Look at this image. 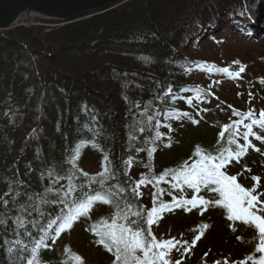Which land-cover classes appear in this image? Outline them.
<instances>
[{
    "label": "trees",
    "instance_id": "16d2710c",
    "mask_svg": "<svg viewBox=\"0 0 264 264\" xmlns=\"http://www.w3.org/2000/svg\"><path fill=\"white\" fill-rule=\"evenodd\" d=\"M263 7L264 0H122L72 21L37 17L0 30V264H28L42 237L40 264H76L67 249L83 264H113L91 226L110 223L114 205L145 211L154 195L156 207L174 205L173 197L219 199L210 188H173L170 173L157 180L198 160L197 146L235 153L232 127L220 137L224 126L241 120L235 112L264 111V52L233 43L251 41V15ZM248 123L234 137L240 145ZM253 132L264 137L258 125ZM248 139L253 147L221 170L264 201V139ZM105 167L110 178L101 183ZM143 177L151 183L136 188ZM98 193H111L112 203L95 202L59 230L74 202ZM203 208L172 207L152 225L157 240L175 238L165 257L171 264L259 259L253 225L228 220L214 203Z\"/></svg>",
    "mask_w": 264,
    "mask_h": 264
},
{
    "label": "snow or ice",
    "instance_id": "6c2138e0",
    "mask_svg": "<svg viewBox=\"0 0 264 264\" xmlns=\"http://www.w3.org/2000/svg\"><path fill=\"white\" fill-rule=\"evenodd\" d=\"M238 63V62H237ZM220 71L227 73L230 77L239 76V72L232 73L228 69H220ZM244 68L241 66L240 72H243ZM264 83V81H261ZM169 91H171L169 89ZM199 91V90H197ZM191 103V101H189ZM237 116L241 117L240 121L233 122L231 126H224L223 131L220 132V137L223 139L226 132L229 131V127H232L233 131L229 134L227 143L228 145L236 144L237 151L233 153L229 148H220L218 155H212L211 153L204 154L203 150L197 146L195 149V155L199 157L192 163L187 161L177 169H168L163 175H161L157 183L164 179L165 175L169 173L172 179L176 181L172 185L173 188L183 190L182 185H187L188 188L194 189L197 193L201 190V187L210 188L212 192L218 193L219 199L214 202L200 199H176L173 197L174 205H168L163 202L159 207L155 206V195L153 197L154 206L150 210L141 211L139 209L133 211L130 206L125 205L121 208L119 204L114 205L116 211L111 218V222L107 219H102L99 224L91 226V231L98 237L97 243L103 245V247L111 252L115 260L113 264H171L170 260L166 259V255L169 254L171 248L175 247L173 239L169 240H157L155 235L151 231V227L156 223L157 219L161 218L160 214L166 210H171L172 207L180 208L191 205L197 207L203 205L204 210H207V206L210 203H214L216 206H221L227 212V218L230 221H242L246 225L250 224L258 230L259 246L255 249L256 252L261 253L259 259H255L249 256L248 259L253 261V264H264V215L258 214L264 212V201L259 200L258 195H253L255 187L252 189H246L237 182L236 176H230L221 169L225 167L226 163L231 159L238 158L246 154L248 147H253L249 141V136H255L257 140L264 139L261 135L253 132V125H258L261 130H264V119L257 120L252 111L248 113L235 112ZM181 115H188L183 113ZM261 117H264V112L260 113ZM244 119H249L250 123L244 124L246 129L242 133V138L247 141V145H240L234 138L238 135L239 125L242 124ZM198 123V121H193ZM160 133L157 132V138L160 137ZM84 145L81 144L76 149V157L73 158L72 163L75 165V160L78 159L80 149ZM95 147V145H93ZM170 146V145H168ZM155 148L149 150V156ZM259 151V149H256ZM107 161V157H105ZM131 163V161H129ZM109 169L105 167L104 172L100 175L103 177L101 183L104 180L109 179ZM87 176V173H84ZM254 180L259 183L258 177H253ZM151 183L147 177H143L136 188L140 184ZM211 186V187H210ZM136 192V195H141ZM73 191V188H69V193ZM111 193L96 194L85 198L82 202H74V207L70 208L68 214L63 217V222L59 225V230L70 229L74 221L81 216H87L95 202H103L105 204L112 203L110 197ZM191 210L190 208L188 209ZM136 217L137 219H131ZM55 221H50L48 227L51 228ZM146 225V227H145ZM203 228H207L208 225H203ZM233 231L235 229L233 228ZM202 235V233H201ZM44 237L35 242V246L32 248V260L28 264H40L38 260V249L44 246ZM196 240L200 239V236L195 237ZM187 243V242H185ZM167 249L168 251H165ZM69 253V259L76 262V264H83L82 258L71 252V249H67ZM67 264V261L65 262ZM176 264H181L180 261H176Z\"/></svg>",
    "mask_w": 264,
    "mask_h": 264
},
{
    "label": "water",
    "instance_id": "95a60500",
    "mask_svg": "<svg viewBox=\"0 0 264 264\" xmlns=\"http://www.w3.org/2000/svg\"><path fill=\"white\" fill-rule=\"evenodd\" d=\"M121 1L122 0H0V30L11 29L17 25L20 17L23 15L28 16L33 13L47 19L72 21L80 15L102 11L108 7L117 5ZM253 113L257 120L261 119L257 113Z\"/></svg>",
    "mask_w": 264,
    "mask_h": 264
},
{
    "label": "rangeland",
    "instance_id": "374dc122",
    "mask_svg": "<svg viewBox=\"0 0 264 264\" xmlns=\"http://www.w3.org/2000/svg\"><path fill=\"white\" fill-rule=\"evenodd\" d=\"M29 16V19H28ZM24 15L17 24L19 23H30L33 22L35 18L37 17H41L38 16L36 14H30V15ZM264 7L262 8L261 13L258 15L256 14H252L251 15V31L253 32V34H251V41L245 42L244 44L240 43L239 40H234V44L237 46V48H239L241 51L244 52H251L253 54H258V53H263L264 52ZM222 29V28H220ZM221 31V30H219ZM254 35V36H253ZM250 38V37H249ZM248 111H252L258 114V116H260L261 112L264 111H259L256 109H249L246 111V113ZM261 117V116H260ZM262 119H264V117H261ZM249 120V119H248ZM261 215H264V213H261Z\"/></svg>",
    "mask_w": 264,
    "mask_h": 264
},
{
    "label": "bare ground",
    "instance_id": "6f19581e",
    "mask_svg": "<svg viewBox=\"0 0 264 264\" xmlns=\"http://www.w3.org/2000/svg\"><path fill=\"white\" fill-rule=\"evenodd\" d=\"M32 14H33V13H32ZM36 15H37V14H36ZM23 16H24V15H23ZM23 16H22V17H23ZM22 17H20V19H21ZM20 19H19V20H20ZM18 22H19V21H18ZM12 28H13V27H12ZM253 36H254V35H253Z\"/></svg>",
    "mask_w": 264,
    "mask_h": 264
}]
</instances>
